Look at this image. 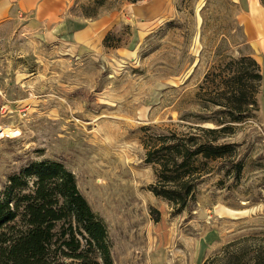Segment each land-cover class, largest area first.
<instances>
[{"label": "rangeland", "instance_id": "1", "mask_svg": "<svg viewBox=\"0 0 264 264\" xmlns=\"http://www.w3.org/2000/svg\"><path fill=\"white\" fill-rule=\"evenodd\" d=\"M154 1L66 2L58 24L79 31L108 20L117 48L99 43L102 33L47 38L49 25L32 26L31 14L0 25V127L8 129L0 133V190L32 159L64 160L107 226L114 264L248 257L264 250V82L259 112L222 140L237 146V157L213 164L191 211L178 214L149 190L156 172L141 130H175L192 114L185 120L196 126L193 116L214 115L197 93L231 58L252 55L264 81V0H164L155 18L138 13ZM237 161L243 172L235 180L226 172Z\"/></svg>", "mask_w": 264, "mask_h": 264}, {"label": "trees", "instance_id": "2", "mask_svg": "<svg viewBox=\"0 0 264 264\" xmlns=\"http://www.w3.org/2000/svg\"><path fill=\"white\" fill-rule=\"evenodd\" d=\"M107 1L95 4L101 7ZM102 42L106 48H117L120 38L109 32ZM263 82L262 69L252 55L231 58L206 74L197 93L217 108L214 115L193 116L196 126L185 120L194 114L184 116L175 130L142 127L145 162L156 172L149 190L156 198L167 201L178 214L195 208L198 185L213 172V164L237 157V146L222 140L235 134L236 124L259 112L257 95ZM207 123L213 127L202 126ZM242 172L243 164L237 161L226 173L238 180ZM150 215L156 223L161 221L154 207ZM223 262L264 264V250L248 257L230 253ZM0 264H114L107 226L78 189L64 160L32 159L3 183Z\"/></svg>", "mask_w": 264, "mask_h": 264}, {"label": "crops", "instance_id": "3", "mask_svg": "<svg viewBox=\"0 0 264 264\" xmlns=\"http://www.w3.org/2000/svg\"><path fill=\"white\" fill-rule=\"evenodd\" d=\"M67 1L68 0H0V25L17 19L19 15L21 17H28V15L31 14V16H33V21L31 22L32 26L36 27L43 21L45 24L49 25V27L46 26L47 32L45 36L47 38L56 39L61 34L66 35V37H72V39L76 41H78V38H86V40L89 39L92 41L95 34L102 33L98 40L99 43H102L105 34L110 31V22L108 20L102 18L101 20L88 22L85 28L79 31H71L69 26L72 27L73 23L58 24V20L60 19L59 15L61 14L60 11L65 5L67 6ZM148 1L151 0H145L143 3ZM162 1L164 0H155L144 9H139L138 13L141 14V16L145 15L146 17L147 15L155 18L160 13L159 6L162 4ZM239 1L243 2V0Z\"/></svg>", "mask_w": 264, "mask_h": 264}, {"label": "bare ground", "instance_id": "4", "mask_svg": "<svg viewBox=\"0 0 264 264\" xmlns=\"http://www.w3.org/2000/svg\"><path fill=\"white\" fill-rule=\"evenodd\" d=\"M255 5H256V4H255V2H254L253 7H255ZM6 130H8V129H6V127H3V126L0 127V133H1L2 131H6Z\"/></svg>", "mask_w": 264, "mask_h": 264}]
</instances>
